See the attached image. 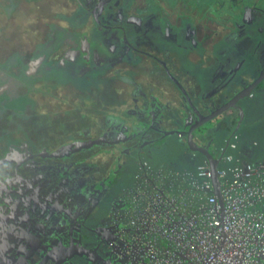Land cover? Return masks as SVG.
<instances>
[{"label": "flooded vegetation", "instance_id": "flooded-vegetation-1", "mask_svg": "<svg viewBox=\"0 0 264 264\" xmlns=\"http://www.w3.org/2000/svg\"><path fill=\"white\" fill-rule=\"evenodd\" d=\"M113 1L79 0L76 6L78 9L75 10L81 11L83 7L84 11L82 19L74 21L80 26L74 32L73 28L71 35L68 31L69 34L65 35L63 41L56 38L50 49L60 44L61 50L56 52L57 56L50 57L52 64L43 70L63 75V78L53 77L50 84L54 86L55 81H61L64 85L61 88L66 91L61 100L73 106L67 111L68 115L73 111L77 112L89 99L103 96L100 90H93L101 84H75L77 79L89 78L88 81H94L90 75L100 78V82L107 85L113 81L114 76H121L125 85L136 90L133 92L134 109H120L128 116L127 119H132L133 112L139 117L149 113V107L135 111L140 107L138 101H151L152 109L162 115L166 112V106L154 94L148 97L142 91L137 75L141 72L145 75L148 70L154 73L163 69L172 77L168 65V58L173 53L171 47L167 46L163 50L159 47L156 51L155 47L150 48L145 43L150 41L148 38L156 30L158 16L165 15L160 13L150 17V8L143 10L142 14L134 7L127 8L124 2V11L118 10L120 5L113 7ZM161 5L168 10L166 4ZM176 5L175 2L169 8L173 9ZM69 10L71 9L67 11ZM135 15L138 17L133 18ZM198 18L201 21L199 16ZM124 21L127 23L124 24ZM182 24L181 21L178 27ZM209 31L211 29L207 22H190L184 27L182 34L172 38L182 41L187 50L201 52L199 47H195L202 42L197 43L196 36L205 39L203 48L208 44ZM75 35L79 37L75 38ZM178 46L185 49L184 46ZM262 53L264 54V50L260 55ZM41 57L44 58L45 55H40L39 58ZM240 61L242 59L236 62L234 69L239 68ZM79 67L85 69L82 75L77 71L72 72ZM36 71L40 77L43 76L40 68ZM263 72L264 65L259 75ZM250 84H246L244 88ZM50 93L49 95L55 94ZM207 107L204 109L207 114L202 112L199 117L195 116L196 120H202L211 114L213 108H210L209 102ZM169 111L173 109L169 107ZM158 114L156 116L160 117ZM125 121L107 113L102 118H96L92 128L82 127L79 131L75 124L77 119L69 120L66 126L74 127L66 131L64 142L55 146L53 151H40L39 145L34 149L30 148L25 141L18 143L19 136L17 138L15 133L14 137L10 135L11 138H6L7 142L13 139L17 143L11 142L8 147L0 143V217L8 219L10 223L7 228L3 227L1 237L16 245L19 253L26 252L31 260L29 263L27 261L28 264H122L123 261L146 264L147 261L139 253V246L134 239V227L131 225L135 204L133 201L138 193H121L105 206L103 212L101 209L114 178L122 168L127 167L129 152L125 151V158L128 157L126 161L115 163L117 166L110 168L108 174L101 179L97 175L101 170L100 164L94 160L103 153L102 150L116 145L119 135L126 130ZM153 126L156 131L151 134L147 131L148 134L138 143L140 149L143 147V152L149 155L167 141L178 140V135L165 136L166 132L174 130L167 129V125L162 126L164 134L159 129V122L156 121ZM4 127L0 125V134L2 130L4 133L8 131ZM96 130L100 133H95ZM4 135L0 136V141ZM150 137V140L145 139ZM155 137L158 138L157 142L153 141ZM40 254L44 256L39 257Z\"/></svg>", "mask_w": 264, "mask_h": 264}, {"label": "crops", "instance_id": "crops-1", "mask_svg": "<svg viewBox=\"0 0 264 264\" xmlns=\"http://www.w3.org/2000/svg\"><path fill=\"white\" fill-rule=\"evenodd\" d=\"M15 1L16 0H0L1 8L2 6L3 8L8 7V5L11 6L12 8L13 5L15 4ZM211 1L213 2L215 1L218 4H222L221 7H223L225 4L226 5L229 4V2L232 3L231 9L234 10L235 15H238V16L241 15L240 17H238L236 26H239V25L240 27L253 26L255 21L258 22L257 24L258 27L264 24V13H261V12H264V0H249V1L211 0ZM77 2H79V0H68L67 1L68 4L73 5L72 6L73 11H76L75 9H78L76 7ZM81 2H85V0H81ZM161 4H166L168 10H166V6L161 5ZM218 4H216L215 6H217ZM159 5H160L159 7L161 10L162 8L164 9V11L162 12L164 15L166 14L172 15L167 12L177 10V8H173V9L169 8L171 7L170 6L171 1L169 0H159ZM177 5H180V4H177ZM27 8L29 9V12L31 13L32 6L28 5ZM180 9L181 8H179L178 10ZM240 10H242V12H247V11L249 12L245 16V21H246V22L244 21L245 23L242 22V17L244 16V13L237 14ZM21 11H22V6H21ZM16 12H17V9L14 8V12H13V16L11 20L8 19V16H4L0 14V42L5 41L4 30L7 29V25L11 23V25L14 26L17 19L21 20V18L17 17ZM150 12L155 13V12H152L151 9H150ZM62 13L64 12L62 11ZM65 14L71 15L72 12L70 14L66 11ZM198 16H199L198 11L197 13L195 11V14H193V17H195L196 22L201 23V24L203 22H207L208 25L209 26L211 25L212 27V30L209 31L210 39L208 40V44L203 46L202 48L203 50L201 52H199L198 50H187L186 57H184L185 59H187V63L184 65L181 64L180 61L176 58V56L172 53L171 57L168 58V61H169L168 65L170 67V74L172 77H170L169 74L163 69L159 71L156 70L154 73L148 70L145 75H143V72L138 73L137 75L138 76L137 78H140L139 79L140 82L139 81L138 82H139V85L141 86L142 91L146 93L148 97H150V95H153V94L157 96V98L161 101V103H163V105L166 106L165 110L167 113H168L169 107L172 109L174 108L175 109L179 108L180 110L184 109V111L190 112L191 110H188V109L192 107L189 105V102H192L194 106L198 104L199 108L201 109V112H204L205 114L207 113L205 112V110L202 111V107H203L202 105L206 102L210 103V108H213L212 110H216L218 107L219 108L223 107L224 104L230 101L233 96H235L239 91L243 89L244 86L242 85L241 87L239 85L240 83L246 84L247 82L248 84L256 80V78L258 77L261 71V68L264 65V62L263 63L259 62L261 55L256 49L255 50L252 49L254 51H252V55L249 56V53L251 51L250 49L248 50L247 53H248V56L251 57L250 59H252L250 63H252V65L255 66V68H253V70H251L250 72L244 71L240 73L239 76L237 73L238 70L233 69V75H232L233 79H231L229 82L226 81L227 78L223 79L225 77V73L228 72L226 69L222 68L223 64L226 63L225 61H227V58L232 57V56H228L229 44L231 43V41L228 38L229 35L226 34V30L223 28L224 27L223 22L225 21V23L228 22V24H230L229 21L231 20L229 18L232 19V17H230L229 15L224 17L223 14H221L219 21L217 20L214 21L210 19V22H209L207 21V18H203V21L201 22L199 21ZM250 18L251 19L253 18V19L250 20ZM56 20L52 19L50 23H46L47 25H49L50 29H51L52 23H57V24L67 23L66 21H64L63 19H59L58 17ZM65 25L68 26L67 24ZM219 27H222L223 31H217V28ZM223 37H226L224 43H222ZM196 38L198 41L200 42L202 41V43H204L205 41V39L200 38V36L198 37L196 36ZM219 41H222V42H219ZM216 43L219 44L217 49L215 48ZM244 58L242 60H244ZM236 60H239V59H236ZM230 71L232 72V70ZM229 74L230 73H228V75ZM235 80L238 82L237 84L233 83V81ZM218 81L220 82L217 83ZM127 86L128 85H125L123 83L121 76H118V80L114 78L113 81H111V83H108V85L101 83L99 87L93 90L94 91L100 90L103 96H101L100 98L99 97L97 98L96 96L94 99H89L88 102H86V104L90 105L94 114L98 113L99 115H100V112L98 111L99 109L102 110V108L104 107L111 108L112 110L111 109L110 111L108 110L109 112L108 111L104 112L105 116L108 112L109 114L110 113L113 114V116L119 117L121 121L122 120L125 121L128 116L125 115L124 112L122 114L119 113L121 112L120 109L122 108L128 109V110L134 109L135 102L133 100V97H134L133 92L136 91L131 86H128V87ZM230 86H232L233 88L232 92H230L229 90ZM256 93H259L260 95L264 94V80L261 81V83L256 88V90L253 91V96L252 95L245 96L241 98L240 101L238 102V105L240 107H243L245 110V118L240 127L239 125H240L241 119H240L238 110L236 108H230L224 111L222 114H219V116H217L216 119L210 122L211 132L207 138H205L203 141L198 139L199 143L201 144L204 143V144H207L208 146L210 145V150L217 159H221V156L224 153V151L228 149V144L229 142H231L233 136L234 135L238 136L239 130L244 128L246 124H248L247 121L245 120L247 110L253 108L256 105L250 104L251 102H247V101H250L252 98L256 97L255 95ZM108 96L111 99L112 103L108 99ZM259 100L261 101V99ZM144 102L145 101H138L137 103L140 107L135 111L144 109L142 107V105L144 104H147L150 109L153 108L151 101H148L146 103ZM83 106L79 107V109L82 108V111L81 112L79 111V113L80 114L83 113L85 116L86 114L84 112L87 113V111H84ZM117 108H119V111L117 110ZM135 113L136 112H133L132 114L133 117L136 115ZM77 121L82 123L81 125H78L79 131L82 127L92 128L91 122L87 120L84 122L80 119H77ZM166 128L175 129L176 127L175 125H170V126H167ZM92 132L94 133V131ZM96 132L97 134L100 133L98 132V130H96L95 133ZM177 138L180 142L182 141L181 143L186 145V148H185L186 151H184V153L187 155V157H189L188 162H190V165L193 164L194 166L191 167L189 165H185L183 171L188 172V173H185V172L175 173L172 171H167L165 169L163 170L162 167H155L154 165H151L147 159V156H146L147 153L143 152L141 155V159H137L131 163L127 162L128 163L127 167L122 168V170L129 171L130 173H131L132 168L134 169L132 171L135 172L134 177L137 179V182L132 186L133 187L132 192L135 191V193H138V195H141L142 197L146 198L145 196L147 195V193L150 190L153 191V185H157L159 188L169 193L170 195L175 196L180 201L189 202L190 199H193L194 201L198 200L197 198L198 195L192 196V193H194V191L191 190L192 188L191 186H192V182L194 181V179L197 178L198 167L201 166L204 163V161L207 159L205 158L204 155L191 151L187 146L185 137L178 135ZM237 144H238V147L236 150H231V149L229 150L236 157H241L249 161H259V160L264 159V143H262L260 140L253 139L252 141L241 142L239 141V136H238ZM125 155H126L125 153L117 154V155H114V157L112 158L110 157L109 159H105L103 160V163L99 162L100 167L102 166L101 168L106 170L107 172L108 170H110V168L117 166V165L115 166V163H119V162L122 163L123 161H126L128 157L125 158L126 157ZM117 158H118V161L116 160ZM127 161H129V159ZM220 165L224 166L225 164L221 163ZM228 165L231 166V164H228ZM118 174L119 175H117V181L121 175L120 171ZM146 180H148V183H146ZM133 181L134 179L132 180L130 186L132 185V183H134ZM130 192H131V189H130Z\"/></svg>", "mask_w": 264, "mask_h": 264}, {"label": "rangeland", "instance_id": "rangeland-1", "mask_svg": "<svg viewBox=\"0 0 264 264\" xmlns=\"http://www.w3.org/2000/svg\"><path fill=\"white\" fill-rule=\"evenodd\" d=\"M67 1L68 0H16L15 4L13 5L12 8L9 5H8V7L3 8V6H2V8H1V4H0V8H1L0 14L1 15L8 16V19L11 20L12 16H13L14 8H16L17 9V12H16L17 17L21 18V20L20 19L16 20V23L14 24V26L11 25V23L9 25H7L9 22L6 24L7 29L4 30L5 41L0 42L1 43L0 44L1 45V47H0L1 48L0 49V62L5 61V59L8 56H11V53L15 50H18V51L25 53V54L27 52H37V49L40 52L41 49L38 48V45L41 46L42 43L47 41V38L50 35V33H48V32L52 29V28L50 29L49 25H47L46 23H50L52 21V19L56 20L57 17L59 19H63L64 21L68 22L67 17L71 16V15L65 14V12L68 9L72 10V4H68ZM85 1H87V0H85ZM169 1H171V6H172V4H173L172 1H174V0H169ZM244 1H249V0H244ZM89 2H90V0H89ZM123 2L127 5V8L134 7L136 10H138L142 14L144 13L143 10H145L146 8H154L155 14L148 13V16H152V15H156V14L159 15L161 13V11H160L161 9L157 5V3H159V0H155V1L154 0H114L113 1V7H115L116 4L120 5V6H118V10L123 9V11H124V8L122 7ZM181 2H182V4H181ZM142 4L144 5V7ZM176 4H181V5H176V7H174V8H181V9L178 11L173 10V11L167 12V13H170L172 15L166 14L165 16H162L160 14L158 16V20L156 22V30L154 31L153 36L151 38L147 37L150 41L145 42V43L150 48L155 47L156 51L159 50V47L162 50L164 48H167V46L171 47V50H173V54L176 56V58L179 59L180 63L184 65L187 63V59L184 58V57H186L187 46L182 41H175V38H172V37L177 36V34L178 35L182 34V30L184 29V27L188 23H190V22L195 23L196 22L195 17H190L188 14H190L191 12H193L195 14V11H198L200 20L202 22L203 18H207V21H210V19L219 21L220 17L218 18L219 14L217 13L216 9H218L219 12H221V10H222L224 17L227 15L231 16V15H233L232 13H234V12H231L232 11L231 10L232 3H230V2L227 5L225 4L223 7H221L222 4H218L215 1L213 2L211 0H178V2ZM216 4H218V5L215 6ZM28 5L32 6L31 13L29 12V9L27 8ZM156 5H157V7H156ZM21 6H22V11H21ZM3 10H4V12H3ZM71 10H69L67 12L71 14V12H72ZM62 11L64 13H61ZM81 11H84L83 7L81 8ZM138 11H136V12H138ZM59 13H61V15ZM243 13H244V16L242 17V22L245 21L246 12H242V10H240L237 13V14H243ZM82 15H83V12H80L81 17L79 18V20L82 19ZM137 17L138 16L135 15V17H133V18H137ZM208 18H210V19H208ZM252 19L250 18V20H252ZM250 20H249V22H250ZM181 21L183 22V24L180 27H178L180 25ZM126 23L127 22L124 21V24H126ZM225 24L228 27H230L226 30V34H228V31L237 29V26H235L237 24V21H234V18L231 19L230 24H228V23H225ZM257 24H258V22L255 21L253 26H247L246 28H244V30L239 32V35H241V34L243 35L245 30H248V31L251 30V31H253V32H251V33H253V35L255 33L253 39L249 40V39L244 38L243 39L244 41L238 46V49L230 48V46H229L228 56H232V57L227 58V61H225V62L226 63L228 62V63L223 64V67H222L228 71L227 73H225V77L223 78V79L227 78L226 81L229 82L231 79H233L232 78L233 69H234L233 66L238 61L235 58L243 59L244 57H247L248 56V53H247L248 50L254 49V47H256V45H257L255 40H259V41L264 40V33L262 34V32H264V31H262V30H264V24L261 26V28L263 27L262 29L260 27L258 28ZM247 25H248V23H247ZM233 26L235 28H233ZM128 29H129V26H128ZM217 31H223V28L219 27V28H217ZM58 33H59V31H58ZM77 36L79 37V35H75L74 37L78 38ZM225 39H226V37H223V42L222 41H219V42L224 43ZM178 45H181V46L185 45L184 46L185 51H182V49L179 48ZM193 45H194V43H193ZM218 45L219 44H217V43L215 44L216 49L218 48ZM195 47L196 48L199 47V49L201 51L203 50L201 48L202 45L200 46L198 44ZM234 50H238V51H234ZM252 51L253 50L250 51L249 56L252 55ZM42 60H43V58L42 57L39 58V56H38V59L33 60L35 62V69L33 70V72H37L36 70L38 68H40L41 62H43ZM44 61H45V59H44ZM48 61H50V59H47L46 63H48ZM81 64H82V62L80 63V65ZM243 65H244V71L251 70V66L249 64L247 65L246 62H244V61H243V64L241 63L239 68H242ZM239 68L237 69L238 70V76L240 75L239 74ZM230 70H232V72ZM76 71H77V73H79V75H82L85 72V69L83 67H79L78 70H72V72H76ZM41 72L43 74L45 73L44 74L45 77L56 78V76H57L58 78H63V75L62 74H56V71H52L50 73V72H48V70L45 69V70H41ZM113 72L114 71H112V73ZM241 72H242V70H241ZM228 73H230V74L228 75ZM26 75H27V73L25 71V73L20 74V77L24 78V76H26ZM130 75L132 77H134V75H132V74H130ZM70 77H74V76H70ZM85 77H87V76H85ZM90 77L92 79H95V80L90 82V81H88L89 78H84V80L83 79H77V80H75V84H77V83H83L86 85H90V84H99L100 85L101 84L100 78H98V77L93 78V75H90ZM114 77H115V79L118 80V76H114ZM2 82H4V81H2ZM219 82L220 81H218L217 83H219ZM10 83L12 85L14 84L13 82H10ZM246 84H247V82H246ZM248 84H250V83H248ZM5 91L4 90L0 91V95L5 94V98L2 99L1 106L3 108L7 107L8 108V109H6L7 112L10 110L12 113H14L15 111H20L23 108H25L27 103H30L32 101L29 94L25 95L24 97L19 98L17 96V95H19V90H17V93L14 92L13 96H17L16 98H11V97L7 96ZM56 91L57 92H55L54 95H46V96L42 95V94L33 95V99L36 100L35 101V108L30 111L29 117L26 120L23 119V120L19 121L20 124L23 125V129L14 131L16 128V123L9 122L8 119H6V122L3 120L0 121V125H3L6 128H8V130H10V134L8 132H7L8 134L7 133L5 135L3 134L4 137H2L3 140L1 139L2 141H0V143H2V145H7V147L9 146V144L11 142L17 143L18 141L17 140L14 141L13 139H12V141L7 142L8 139L6 138L7 136L10 137V135H12L11 137H14L13 133H15L16 134L15 136L17 138L19 136L18 140H20V142H18V143L25 141V142H28L30 148L34 149V147L36 145L37 146L39 145L38 148L40 151H42V150L53 151L55 146L64 142V139H65L64 136L66 135L65 134L66 131L68 129L74 127L71 125L66 126V122H69V120L72 121V120L80 119L84 122L87 120V121L91 122V125H92L95 122L96 118H102L103 115H105L104 112L108 111V110L110 111V109H111L108 107H104V108H102V110H100V109L98 110L100 112V115L99 114L94 115L90 105L86 104V102H88V101H86L83 104L84 105L83 106L84 111H87V113L84 112L87 115V116L85 115L86 117L84 116L83 113L82 114L79 113V111L80 112L82 111V108L77 110V112L74 113V111H73L72 114L68 115L67 111L69 109H72L73 106L71 105V103L67 104L65 102H62V100H61V96L66 90L63 91V89H58ZM251 95L253 96V92L249 93L246 96H251ZM255 95H256V97L252 98L250 101H247V102H251L250 104H255L256 106L247 110L245 120L247 121L248 124H246V126L242 129H240L238 132L239 141H241V142L252 141L253 139H258L262 143H264V94L260 95L259 93H256ZM257 95H259V96H257ZM108 99L112 103L109 96H108ZM259 99H261V101ZM258 101H260V102H258ZM248 105H249V103H248ZM119 113H123V112H119ZM14 114H17V113L15 112ZM74 115H76V117ZM7 121L10 124L9 123L7 124ZM75 124H76V127H78L77 125H81L82 123L77 121V122H75ZM1 133H4V131L2 130ZM0 136H2V135H0ZM7 147H5V148H7ZM185 148H186V145L181 143L179 140H173L171 142L167 141L166 144L159 146V148L154 149L150 155L147 154L146 156H147V159L150 162V164L154 165L155 167H162L163 170L165 169L167 171H172L175 173L176 172L183 173V172H185V171H183L185 165H189L191 167L194 166L193 164L190 165V162H188L189 157H187V155L184 153V151H186ZM109 158L98 156L94 161L103 163V160L109 159ZM104 162H106V161H104ZM132 170H134V169L132 168ZM132 170H131V173L129 171H126V170L121 171L120 172L121 175H120V178L118 179V181L116 179L117 177L114 178L115 181L113 182L112 186L110 187L109 191L107 192V194L105 196L106 198L104 200L103 208H101V209H103L102 212L105 210V206L110 204L111 200H113L119 194L130 193V189H131V191L133 190L132 186L137 182V179L134 177L135 172ZM108 171L106 172V170L101 168L100 172L97 173L98 178L101 179L104 176H106L108 174ZM185 173H188V172H185ZM133 179H134V181H133L134 183H132V185L130 186Z\"/></svg>", "mask_w": 264, "mask_h": 264}, {"label": "built area", "instance_id": "built-area-1", "mask_svg": "<svg viewBox=\"0 0 264 264\" xmlns=\"http://www.w3.org/2000/svg\"><path fill=\"white\" fill-rule=\"evenodd\" d=\"M237 140L220 159L219 194L205 160L191 186L198 200L180 201L157 185L134 198L131 225L146 264H264V159L236 157L229 150Z\"/></svg>", "mask_w": 264, "mask_h": 264}, {"label": "water", "instance_id": "water-1", "mask_svg": "<svg viewBox=\"0 0 264 264\" xmlns=\"http://www.w3.org/2000/svg\"><path fill=\"white\" fill-rule=\"evenodd\" d=\"M263 79H264V72L261 73L259 77L256 80H254L252 84L246 86L244 89L239 91L235 96H233L231 98V101L228 102V104H226L225 107L223 108L221 107L220 109H216V110H211V114H209V116L204 117L202 120H198V119L196 120L195 116L199 117L202 112L198 104L194 106L192 102H189V105L192 107L188 109L191 110L190 112L184 111V109L180 110L179 108H177V109H173V111H169L168 113L165 112L164 114L160 115L153 109L149 108V113L144 114L141 117H139V115H135L134 117H131L132 119H127L125 121L126 130L124 131V133H121V135H119L120 137L117 143H115L116 145L111 149H106L104 151L102 150L103 153L100 154L99 156L106 158V157H110L107 155L109 154L114 157V155L124 154L126 151L127 153L129 152L128 162L129 163L134 162L137 159H141V155L143 153V147L140 149L138 143L142 139H144V136L147 133V131L149 132V134H151L153 131H156L154 129L155 127L153 126L156 121L159 122L160 125L159 129L163 134H164V130L162 128L163 125H167V126L175 125L176 128L174 130H170V132L168 133L166 132L165 136L172 134V135H181L185 137L187 146L191 151L202 154L205 156L207 160H209L214 174L213 182L215 187V193L219 194L220 181L218 177V167H219L220 159H217L215 155L211 152L210 145L207 146L204 143L201 144L199 143L198 139L203 141L205 138H207L211 132L210 122L216 119V117L219 116V114H222L224 111L230 108H236L238 110L241 119L239 125L240 127L245 118V110L243 107L238 106L237 103L240 101L241 98L245 97L246 95L251 93L256 87H258ZM229 90L230 92H232L233 88H230ZM207 105L208 102L202 105L203 106L202 111H204V108H208ZM148 107H149L148 105L143 106V108H148ZM157 114L160 115V117L156 116ZM154 135L156 136V134ZM145 139L150 140L151 137ZM157 140L158 138L154 139L153 141L157 142ZM8 226H10L8 219L6 220L5 218L0 217V264H28L29 261L31 260L26 255V252L19 253L16 245L10 242L8 243L6 239L1 237L2 235L1 231L3 227L7 228ZM42 256L44 255L43 254L39 255V257ZM16 258L19 259V261H17ZM123 263L130 264L131 262L123 261Z\"/></svg>", "mask_w": 264, "mask_h": 264}, {"label": "trees", "instance_id": "trees-1", "mask_svg": "<svg viewBox=\"0 0 264 264\" xmlns=\"http://www.w3.org/2000/svg\"><path fill=\"white\" fill-rule=\"evenodd\" d=\"M172 2L174 3V1H172ZM175 2L177 3L178 0H175ZM157 5L160 6L159 3H157ZM157 5H156V7H157ZM150 9L152 12H155L154 8H150ZM216 10H217V13L219 14L218 18L221 17V14H223V11L221 10V12H219L218 9H216ZM231 10H232L231 12H234L233 9H231ZM160 11H161V13L163 12L162 10H160ZM80 12H82V11H75V12L72 11L71 16L67 17V21H68L67 23H63V24L62 23L61 24L52 23L51 24L52 29L49 31L50 35L48 37V40L45 41L44 43H42L41 46L38 45V48L41 49L40 52L37 49V52H27L25 54V53H22L18 50H15L11 53V56H8L5 59V61L0 62V76H1L0 77V81H1L0 82V91L6 90L5 91L6 95L11 97V98H16L17 96L19 98H21V97H24L25 95L29 94V96L32 100L30 103L26 104L25 108H23L20 111H15L17 114H14L15 112L12 113L11 110L7 112V110H6V109H8L7 107L3 108L1 106L2 99L5 98V94L0 95V121L3 120L6 122V119H8L9 122L16 123V128L14 131L23 129V125L20 124L19 121H21L23 119L26 120L29 117L30 111L35 108V101L36 100L33 99V95L42 94V95L46 96V95H49L50 92H53V93L57 92L56 90H58L59 88L62 89L61 87L64 86L61 83V81H59V82L55 81V83L53 84L54 86H52L50 84V82H52V77H45L44 76L45 73L42 74L43 75L42 77H40L38 75L39 73H37V72L34 73L33 70L35 69V62L33 60L38 59V56H40V55H45V57L42 60L43 62H41L40 72H41V69L43 70L44 67L48 68L52 64V62H51L52 59H50V57L53 58L55 55L57 56L58 54L56 52L61 50L60 44L57 46H54L52 49H50L52 43L56 40V38H57V40L63 41L66 38V36H65L66 34L67 35L69 33H70V35L72 34L71 31L73 28H74L73 32L75 29L76 30L78 29L80 24L76 23V21L81 17ZM61 13H59V14L61 15ZM234 13H232L233 16L231 15L230 17L234 18L235 21H238V17H240L241 15L238 16V15H235ZM247 13H249V12L247 11L246 14ZM261 13H264V12H261ZM192 14H194V13L191 12L188 15L191 17ZM74 20H76V21L74 22ZM230 20H231V18H230ZM214 21H216V20H214ZM224 22H223V25H224L223 28L225 30H227L230 27H228ZM229 22H231V21H229ZM65 24H67L68 26H66ZM69 26H71V27H69ZM246 27H240V25H239V26H237L236 30H231L228 32L227 35H229L228 38L231 41L229 46L231 48L237 49L236 47H238L244 41L243 40L244 38L249 39V40L254 38L255 33L253 35V33H251L253 31H251V30L250 31L245 30L243 35H239V31L244 30V28H246ZM259 27L261 28V26H259ZM233 28H235V27L233 26ZM209 29L212 30L211 25L209 26ZM58 31H59V33H58ZM68 31H69V33H68ZM262 31H264V30H262ZM263 33L264 32H262V34ZM209 35H210V33H209ZM208 38H210V36H208ZM207 40H209V39H207ZM255 42L257 43V45H256V47H254V50L256 49L260 54L264 50V40L263 41L255 40ZM197 43H198V41H197ZM201 45H204V43L201 42L200 46ZM182 51H185V49H182ZM260 57L261 58H260L259 62L263 63L264 62V54H261ZM250 58L251 57H249V56L245 57L244 60H242L240 62L242 64H243V61L246 62L247 65L249 64L251 66V70H253V68H255V66H253L252 63H250L252 61ZM44 59H45V61H44ZM47 59H50V61H48V63H46ZM241 70H242V72H244V65L242 66V68H239V74L242 73ZM251 70H249V72ZM25 71H26L27 75L24 76V78H21L20 74L25 73ZM2 81H4L5 83ZM10 82H13L14 84L12 85ZM233 83L237 84L238 82L235 80V81H233ZM239 85L241 87H242V85L245 86V84H242V83H240ZM53 87H54V89H51ZM230 88H232V86H230ZM256 88L254 90H256ZM243 89H244V87H243ZM17 90H19V95L13 96L14 92L17 93ZM8 121H7V124L9 123ZM7 130H8V128H7ZM8 131H10V130H8ZM7 132H5V133H7ZM5 133H2V134H5ZM2 134H0V135H2Z\"/></svg>", "mask_w": 264, "mask_h": 264}]
</instances>
